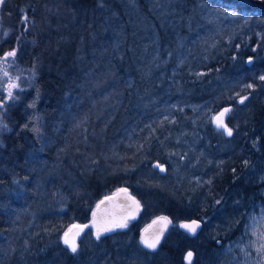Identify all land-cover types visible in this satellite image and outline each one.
<instances>
[{
	"label": "trees",
	"instance_id": "1",
	"mask_svg": "<svg viewBox=\"0 0 264 264\" xmlns=\"http://www.w3.org/2000/svg\"><path fill=\"white\" fill-rule=\"evenodd\" d=\"M160 1L6 0L0 6V57L16 50L8 71L20 77L17 83L24 89L14 90L19 99L5 105L2 119L8 129L0 130V264H186L188 251L194 254L192 264H261L256 246L249 245L256 240L253 227L264 216V174L257 183L246 179L249 168L243 162L252 167L260 158L264 169V0H177L163 25L160 16L166 14L156 8ZM195 7L249 19L250 29L239 21L221 41L227 47L223 55L188 69L177 66L178 48L186 37L183 24L198 20ZM153 29L161 56L170 62L157 87L166 82L183 93L162 91L149 105L138 67L148 65L142 51ZM3 88L0 74V98L6 97ZM239 92L248 96L247 106L237 100ZM192 108L200 113L195 116L200 140L211 148L219 139L239 136L235 155L219 159L226 185H210L215 170L195 174L193 183L203 192L196 200L174 190L171 161L160 149L168 125L193 127L180 120L181 111L188 115ZM225 108L231 109L226 117L231 136L213 124L212 117ZM247 125L260 135V148L248 158L254 143L242 141ZM183 128L178 132L188 135ZM155 163L165 166V173ZM121 188L140 201L138 218L99 239L87 229L73 253L63 234L72 225L90 223L96 205ZM232 191L238 193V208L229 223L216 214ZM218 195L222 201L214 205ZM158 216L172 225L151 251L140 234ZM194 219L202 228L191 236L179 224ZM210 224L216 230L206 232Z\"/></svg>",
	"mask_w": 264,
	"mask_h": 264
},
{
	"label": "rangeland",
	"instance_id": "2",
	"mask_svg": "<svg viewBox=\"0 0 264 264\" xmlns=\"http://www.w3.org/2000/svg\"><path fill=\"white\" fill-rule=\"evenodd\" d=\"M177 3V0H161L158 4V7H156L160 14H166L165 16H160V23L161 25L165 24L167 19H171V13L174 8V5ZM194 13L197 15L198 20L193 21L192 19L187 20V23H184L185 27V39H183V42L179 45V53H174V58H178L180 56V59L178 58L177 66L179 67H186L188 69H194L197 67H201L204 65H208L214 58L215 54L223 55L226 52L227 47L221 44L222 40H225L226 38L230 37L236 30V28L239 26L240 23L244 25V28L250 29V24H248L249 19L240 17L234 13H228L227 16L225 14L215 11H209L204 8L198 9L195 7ZM176 24L178 30L181 29V26L179 23ZM195 33V35H194ZM153 34H157L156 30L153 29L152 36L148 41V47L143 49V58H145L146 62L148 63L145 67H138L142 74H143V80L141 83L143 84V87H145V92L142 94L145 103L149 101L152 104L154 101H158L160 97L162 96V91L167 93L169 96L170 94H182L183 92L180 91L179 86H175V88H171L166 82H163L161 84V87H157L158 81H160V72H163L165 65L169 64L168 58L164 59L161 56L160 46L161 42L160 39H157ZM154 41V42H153ZM188 45L187 48L184 46ZM258 49L257 47L252 48V52H255V50ZM145 50V51H144ZM239 48H234V53H238ZM257 51V50H256ZM237 57V55H236ZM173 58V57H172ZM232 58H235V56H232ZM249 60H251V64L254 62L253 57H249ZM246 59V61L248 60ZM197 77L200 76L202 73L197 72ZM163 80H165V77L163 75ZM157 81V82H156ZM254 87H250V89H253ZM189 96V93H187ZM238 95V99L240 100L242 97H240V92L236 94ZM183 96H186L183 94ZM248 99V96H245ZM247 99L244 100V103L242 105L247 106ZM200 106V104L198 105ZM186 109V106H184ZM183 109V110H184ZM203 109V108H202ZM192 111L187 115L183 111H181L182 119L181 122H189L193 127L187 128L185 124H180V126H183L182 130H185L188 135L183 136L181 132H178L179 127L176 125H168V133L165 134V136H162L160 139L161 142V155L163 157H166L170 159L171 166L169 165L170 171L172 168V181L174 182V190L178 193H181L182 196L185 198L187 196H192L193 198L198 199L200 195H203V192L199 190L198 186L193 183V176L195 174L201 173L202 175H207L208 171H214L213 176L210 177V185L214 186L215 188H222L226 185V182L223 180L225 179V173L223 170L219 169V159L226 153H231L232 155H235V145L237 144L239 140V136L234 138L233 140L226 141V142H220L221 139L217 141V143H220L216 148H211L209 143H203L201 139V135L197 133L199 128V120H195L196 114L199 115L200 113H196V109H191ZM201 109H198V111ZM204 111V110H202ZM218 115V114H217ZM199 117V116H198ZM188 120V121H187ZM174 121V120H172ZM225 121V117H224ZM213 123L216 126V123L213 121ZM167 128V127H165ZM222 132L223 129H218ZM205 131V128L203 129ZM185 132V134H186ZM196 132V134H195ZM162 131H156V135L159 137L161 135ZM225 133V132H224ZM241 138L242 141H245L247 143H254L253 146L250 147L249 153L250 155H247L246 158L251 157V155L254 153V151H258L260 148V135L258 136V132H255L249 125H247L245 128H243L241 132ZM262 131H259V134H261ZM226 134V133H225ZM210 135V134H209ZM206 135V137L211 138V135ZM173 154L175 157L170 156V154ZM184 154V158L182 155L179 156V154ZM179 156V157H178ZM217 157V158H216ZM183 160V161H181ZM261 159L258 158L253 163L254 166L251 167L249 165V162H243V164L248 167V173L249 176H245L246 179L253 178V182L257 183L261 181L258 177L261 176V174H264V169L262 166H259L258 163ZM258 162V163H257ZM256 177V178H255ZM258 178V179H257ZM263 178V177H262ZM227 187L224 189V192H227ZM219 193V192H218ZM238 193L235 191L230 192L229 197L227 198L226 202L223 204V210L221 209V213L217 212V218L220 217L221 220H225L226 222L231 221L229 223H232L233 217L232 214L234 211H237L238 204H237V196ZM207 195V194H206ZM205 195V199H206ZM220 198L222 196L217 197L216 201L214 202V205L218 202L222 201ZM209 204V202H202L201 205ZM196 203L191 206V211L196 210ZM201 207V206H200ZM204 210V209H203ZM224 212V213H223ZM223 213V214H222ZM204 214V212H203ZM215 215V216H216ZM234 220V219H233ZM80 225V224H76ZM88 225L87 228H84V230L80 233L82 235L87 229L92 228V223L85 224ZM219 225V224H217ZM74 225L69 227V229H73ZM83 226V225H81ZM216 226V225H215ZM68 229V230H69ZM210 229V230H209ZM209 229H205L206 232H210L213 230H216V228L212 227V225H209ZM68 230L66 232H68ZM76 231V229L74 230ZM94 231V229L92 230ZM226 229H221V233L225 235ZM71 235V233H69ZM80 235L77 237L80 238ZM210 236V234L207 235V237ZM62 236V242H63ZM64 243V242H63ZM65 245V244H64ZM77 245L79 246V242L77 241ZM66 246V245H65ZM68 247V246H66ZM69 248V247H68ZM70 249V248H69ZM78 249V248H77ZM71 250V249H70ZM205 263V261L203 260Z\"/></svg>",
	"mask_w": 264,
	"mask_h": 264
},
{
	"label": "snow or ice",
	"instance_id": "3",
	"mask_svg": "<svg viewBox=\"0 0 264 264\" xmlns=\"http://www.w3.org/2000/svg\"><path fill=\"white\" fill-rule=\"evenodd\" d=\"M5 2L6 0H0V6L4 5ZM23 20L25 23H27L28 21L27 15L23 16ZM3 35L6 37L7 32H5ZM16 55H17L16 50H11L3 54L2 57H0V74H2V77L4 78L3 91L6 92V97L0 98V130L8 129V125L2 119L3 114L6 111L5 105L8 104L9 101H14L19 99V96L14 94V90H19L21 92L24 90L17 83L20 77L16 76L13 78L8 71V69L12 66L9 63V58H12V62L14 63ZM249 63H251V60H249ZM261 79L264 80V76H261ZM249 87H251V85H249ZM245 99H247V97H242L239 102L243 103ZM34 106H35L34 104L29 105V107H34ZM230 111H231L230 108H225L218 115L212 117L213 121L216 123L217 129H223V131L228 136H231L233 132L232 129L228 127V125L225 123L224 117ZM33 130L38 131V129H33ZM155 167L159 168L161 171L165 170L163 167H161L160 164H156ZM119 191L125 193L126 198L131 201L130 207L132 208V211L128 212L119 221H114V222L97 220L96 214L93 213L92 226L95 227L96 229L97 239H99L100 236L105 232H110L117 228L126 229L128 227V221L131 219H135L136 213L140 210L141 207L140 201L136 200V198L131 196L130 194H127L126 188H122ZM107 199H111V197H108ZM101 203H103V201H101ZM97 208H99V205H97ZM158 222L164 225V227L160 230L158 234H153L152 236L145 235L141 237V243L146 248H149L151 250L156 249L162 237L163 231L166 230L167 224L171 223V221H169L168 218L164 216L159 217L158 221H153L154 224ZM200 226H201L200 223L195 220H193L191 223H182L179 225L180 228L185 229L187 232H189L192 235H196L197 229H199ZM73 227L76 229V231L73 232L72 229H69L68 232H65L63 237V242L66 246H68L71 249L73 253H75L78 248L77 237L84 230V228L88 227V225H83V226L74 225ZM147 232L148 229H145V233ZM69 233H71V235ZM251 234L256 237V240L252 241L249 246H256V251L261 256V264H264V216H262V218L253 227ZM192 257H193V253L191 251H188L185 257L187 264H192Z\"/></svg>",
	"mask_w": 264,
	"mask_h": 264
},
{
	"label": "water",
	"instance_id": "4",
	"mask_svg": "<svg viewBox=\"0 0 264 264\" xmlns=\"http://www.w3.org/2000/svg\"><path fill=\"white\" fill-rule=\"evenodd\" d=\"M156 164H158V163H155L154 166ZM161 167H163L165 169V166H161ZM155 168L160 173H165V170L164 171H161L159 168H157V167H155ZM127 194H130L131 196H133L128 190H127ZM108 197H111V199H107ZM108 197L102 199L101 201H103V203H101V201H100L97 204V205H99V208H97V206H96V208H95V210L93 212V213L96 214V219L97 220H105V221H109V222L119 221L128 212L132 211V208L130 207L131 201L126 198V194L125 193L118 191L117 193L112 194V195H110ZM139 212H140V210L136 213V217L139 214ZM158 218L159 217H156L147 226H145L143 228V230L141 231V234H140V240H141V237L142 236H145V235L152 236L153 234H158L160 232V230L164 227V225L162 223H160V222L155 223V224L153 223V221H158ZM194 220L197 221V222H199L200 225H201L200 228L197 229V232H196V235H197L199 233V231L201 230V228H202V223H201V221H199L197 219H194ZM192 221L193 220H191V221H185V222H182V223H191ZM91 223L93 225V215H92V221H91ZM182 223H180V224H182ZM169 227H170V223L167 224L166 230L163 231L162 237H161L160 242L157 245L156 249L160 246V244H161V242H162V240L164 238V235L167 232V230L169 229ZM93 229H94V234L96 236V229H95V227H93ZM145 229H148V232L147 233H145ZM74 230H75V228L72 229L73 232H74ZM183 230H185V229H183ZM105 233H107V232H105ZM188 234H190V233L188 232ZM190 235L191 236H195V235H192V234H190ZM146 249L151 250L149 248H146ZM151 251H154V250H151ZM185 257H186V255H185ZM193 261H194V254H193V257H192V263H193ZM185 263L187 264V261L186 260H185Z\"/></svg>",
	"mask_w": 264,
	"mask_h": 264
}]
</instances>
